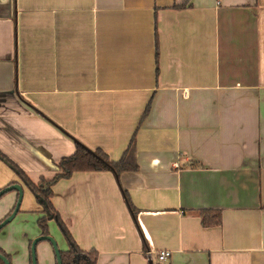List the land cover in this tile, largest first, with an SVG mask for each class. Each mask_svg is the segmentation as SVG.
<instances>
[{
    "label": "crops",
    "instance_id": "crops-1",
    "mask_svg": "<svg viewBox=\"0 0 264 264\" xmlns=\"http://www.w3.org/2000/svg\"><path fill=\"white\" fill-rule=\"evenodd\" d=\"M132 138L136 171L51 187L82 250L97 264H264V0H0V153L39 184L76 142L118 161ZM15 183L29 191L0 158V190ZM41 211L1 229L11 264H32ZM38 259L57 264L53 245Z\"/></svg>",
    "mask_w": 264,
    "mask_h": 264
},
{
    "label": "trees",
    "instance_id": "trees-1",
    "mask_svg": "<svg viewBox=\"0 0 264 264\" xmlns=\"http://www.w3.org/2000/svg\"><path fill=\"white\" fill-rule=\"evenodd\" d=\"M75 154L62 158L58 163V168L61 173L57 174L51 180H41L39 184H35L33 181L28 179L23 172L14 164H12L5 156L0 153L2 158L9 166H11L18 175V178L23 182L29 191L37 197L38 202L42 206V213L45 215L38 219V226L42 229V235H49L47 229V223L50 220H54L58 228H60L64 238L70 245V248L65 251H60V259L62 264H97V251L86 252L80 248L72 237V234L67 228L65 222L61 218L59 212L55 209L52 203V185L61 179V177H68L72 173L77 171H102V170H113L116 174H121L125 171H136L138 164L136 163V147L135 139L132 138L124 151V154L118 161H112L107 155L100 149L90 150L86 148L80 142H76ZM12 185V184H10ZM9 185V186H10ZM13 211V210H12ZM12 211L5 218L11 215ZM2 219L1 221H3ZM0 221V222H1ZM203 224L208 223L206 215H202ZM0 254L3 255L9 262V255L0 247ZM0 264H5L0 258ZM11 264V262H10Z\"/></svg>",
    "mask_w": 264,
    "mask_h": 264
},
{
    "label": "rangeland",
    "instance_id": "rangeland-1",
    "mask_svg": "<svg viewBox=\"0 0 264 264\" xmlns=\"http://www.w3.org/2000/svg\"><path fill=\"white\" fill-rule=\"evenodd\" d=\"M14 191H9L0 197V213L3 214V217H2L3 219H5L4 216H7L11 210H14V208L17 204V200H16L12 205H10L12 202V199L10 197H12ZM22 198H23V200L20 204L19 212H21L22 210H24L26 208L30 210V209H39V207H41V204L38 202L37 197H35L32 194V192L28 191L26 188H23V197ZM18 222H19V219L15 220L14 222H11V223L9 222L8 224H6V225H9V227L6 226V229L11 230L12 228L15 227L16 224H18ZM2 228H5V226ZM2 228H0V231ZM33 240L34 239H32V241ZM53 240H54V238H53ZM32 241L30 242V245H31ZM44 243H49V244L53 245L49 240L38 242L37 249H36V261L37 262H40V261H38L39 260L38 259L39 250H41V246ZM57 247H58V245H57ZM53 248H54V246H53ZM30 251H31V248H30Z\"/></svg>",
    "mask_w": 264,
    "mask_h": 264
},
{
    "label": "water",
    "instance_id": "water-1",
    "mask_svg": "<svg viewBox=\"0 0 264 264\" xmlns=\"http://www.w3.org/2000/svg\"><path fill=\"white\" fill-rule=\"evenodd\" d=\"M14 190H16L18 193L17 204H16L14 210L12 211L11 215L0 222V228L5 226L6 224H8L15 217L16 213L18 212V210L20 208V204L23 200V198H22L23 197V188L20 184L15 183L14 185L5 187V188L0 190V197L5 193H7L9 191H14ZM47 240H49L54 246L57 264H62V260L60 259V251L57 247V244H55L53 238L50 235H47V236L42 235V236L35 238L32 241V243H31V261H32V264H38V262L36 261V249H37L38 242L47 241ZM0 258L2 259L3 262H5V264H10V262L1 254H0Z\"/></svg>",
    "mask_w": 264,
    "mask_h": 264
},
{
    "label": "built area",
    "instance_id": "built-area-1",
    "mask_svg": "<svg viewBox=\"0 0 264 264\" xmlns=\"http://www.w3.org/2000/svg\"><path fill=\"white\" fill-rule=\"evenodd\" d=\"M170 256H171L170 251L161 250V251H159L157 258H159V260H161V261H165V260L170 259L171 258Z\"/></svg>",
    "mask_w": 264,
    "mask_h": 264
}]
</instances>
